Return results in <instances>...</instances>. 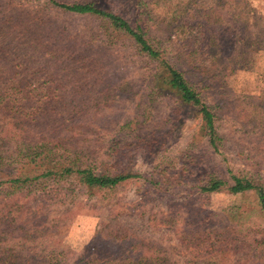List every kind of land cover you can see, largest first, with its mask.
Listing matches in <instances>:
<instances>
[{
    "label": "rangeland",
    "instance_id": "1",
    "mask_svg": "<svg viewBox=\"0 0 264 264\" xmlns=\"http://www.w3.org/2000/svg\"><path fill=\"white\" fill-rule=\"evenodd\" d=\"M36 3L16 6L15 17L23 20L43 15L45 20L38 22L39 27L52 45L90 51L95 58L94 69L77 71L74 86L62 89L83 96L76 102L93 113V120L80 121L89 125L93 121L91 131L67 144L104 160L107 141L119 138L121 164L135 157L131 166L143 175L105 195L89 196L78 186L69 190L68 184H61V192L52 195L49 204L43 199L51 194L39 196L46 203L40 208L38 197L18 195L30 210L37 209L32 217H42L46 225L57 228V238L51 243L73 251L75 257L86 252L96 262L106 259L111 264H127L137 247L143 249V264H264V220L253 215L243 227L224 216L241 206L240 194H200L191 192L189 185L155 192L144 180L160 166H181L197 124L192 114L184 117L183 125L171 133L161 152L150 150L152 142L139 140L137 135L145 136L148 131L160 134L175 115L172 99L148 96L142 59L128 42L111 48L104 45L106 41L98 39L100 28L94 19L56 10L38 11ZM246 4L234 8L232 24L223 18L217 34L219 62L210 70L208 63L213 58L207 48H197L191 42L186 48L182 34L165 27L171 18L163 0L154 5L150 34L153 44L166 46L173 62L189 78L209 85L204 99L217 115L222 140L217 151L206 140L197 144L194 155L202 158V163L193 165L225 177L231 170L264 185V0H247ZM203 62L207 67L197 69ZM24 129L23 136L32 139L33 128ZM162 144L159 140L155 146ZM21 224L16 225L25 226ZM101 230L113 235L106 238ZM125 233V238H117Z\"/></svg>",
    "mask_w": 264,
    "mask_h": 264
},
{
    "label": "trees",
    "instance_id": "2",
    "mask_svg": "<svg viewBox=\"0 0 264 264\" xmlns=\"http://www.w3.org/2000/svg\"><path fill=\"white\" fill-rule=\"evenodd\" d=\"M32 1H37L38 11L56 10L94 19L100 28L98 39L106 41L104 45L111 48L128 42L142 59L148 96L172 99L175 115L160 134L154 136L148 131L145 136L137 135L139 140L152 142L150 150L161 152L171 133L183 125L184 117L192 114L197 121L184 157H179L184 160L181 166L166 164L151 172L150 177H144L155 192L165 193L173 187L189 185L191 192L200 194H240L241 206L224 215L228 222L244 227L253 215L264 220L263 184L231 170L225 177L193 165L202 159L194 155L197 144L206 140L217 151L222 138L217 115L204 99L209 85L189 78L173 62L166 46L152 42L151 23L158 0H0V264H111L106 259L96 262L86 252L75 257L71 250L58 249L51 243L57 238V228L46 225L42 217H32L37 209L30 210L18 195L39 198L51 194L43 199L49 204L52 195L61 192V184H68L69 190L78 186L89 196L105 195L129 179L143 177L131 166L135 157L121 164L117 153L121 149L119 138L107 141L102 153L110 166L105 158H93L83 148L67 144L68 140L91 131L93 121L90 125L80 121L92 119L93 113L76 102L83 96L71 91L64 93L62 89L74 86L77 71L94 69L95 58L90 51L82 53L52 45L39 27L45 20L43 15L16 18V6ZM163 1L171 18L165 27L182 34L186 48L190 42L197 48H207L213 58L208 63L209 70L219 62L217 34L223 18L232 24L233 11L247 6V0ZM202 66L207 67L206 62L197 69ZM177 115L180 117L176 119ZM24 126L35 131L32 139L23 136ZM159 140L163 144L156 148ZM43 200L39 208L46 205ZM17 222L25 226H18ZM100 233L106 238L113 235L102 230ZM126 235L115 237L123 239ZM140 251L143 249H134V258L130 257L127 264H143Z\"/></svg>",
    "mask_w": 264,
    "mask_h": 264
}]
</instances>
